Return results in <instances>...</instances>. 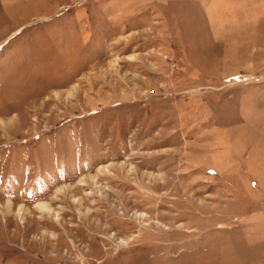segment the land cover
<instances>
[{
	"label": "rangeland",
	"instance_id": "rangeland-1",
	"mask_svg": "<svg viewBox=\"0 0 264 264\" xmlns=\"http://www.w3.org/2000/svg\"><path fill=\"white\" fill-rule=\"evenodd\" d=\"M0 264H264V0H0Z\"/></svg>",
	"mask_w": 264,
	"mask_h": 264
},
{
	"label": "bare ground",
	"instance_id": "bare-ground-1",
	"mask_svg": "<svg viewBox=\"0 0 264 264\" xmlns=\"http://www.w3.org/2000/svg\"><path fill=\"white\" fill-rule=\"evenodd\" d=\"M41 207H42V209H44V208L49 209V207L46 204H42Z\"/></svg>",
	"mask_w": 264,
	"mask_h": 264
}]
</instances>
